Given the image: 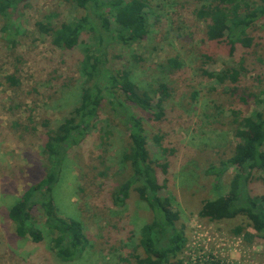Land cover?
<instances>
[{
  "label": "rangeland",
  "instance_id": "obj_1",
  "mask_svg": "<svg viewBox=\"0 0 264 264\" xmlns=\"http://www.w3.org/2000/svg\"><path fill=\"white\" fill-rule=\"evenodd\" d=\"M148 2L154 9L148 14V35L131 46L106 42L102 62L111 70H128L136 86L150 91L153 106L163 98L159 118L136 109L118 88H104L141 119L154 164H167L165 174L158 171L159 183L165 185L160 195L173 199L177 228L186 238L182 252L171 262L264 264V239L248 244L234 233L239 226L252 231L244 218L210 221L198 215L202 204L226 194L231 179L240 173L239 168H230L222 190L214 191L212 169L227 162L238 143L236 118L261 107L257 77L264 73V17L248 31L252 44L233 50L225 41L207 39L206 23L197 16L203 0ZM80 14L68 0H25L15 13L19 35L11 42L0 17V264H136L134 256L145 257L139 234L151 218L146 204L133 190L123 206L114 202L115 192L129 177L122 162L129 132L106 98L85 139L68 151L51 192L58 214L82 224L88 246L74 260L62 262L51 249L52 237L39 206L33 208L32 218L42 231L41 243L19 238L8 218V208L23 191L46 175L47 132L55 131L78 105L86 80L85 50L94 44L86 37L85 44L64 51L35 25L48 19L58 26ZM171 60L179 68H172ZM225 69L239 71L238 79L205 75ZM9 76L19 84H9ZM161 84L166 87L163 93ZM109 125L112 135L105 142L102 130ZM156 136L167 153L155 144ZM262 178L264 173L257 172L247 181L253 195L264 197Z\"/></svg>",
  "mask_w": 264,
  "mask_h": 264
},
{
  "label": "trees",
  "instance_id": "obj_2",
  "mask_svg": "<svg viewBox=\"0 0 264 264\" xmlns=\"http://www.w3.org/2000/svg\"><path fill=\"white\" fill-rule=\"evenodd\" d=\"M25 0H0V17L4 20L3 31L9 42L19 35V25L15 13ZM81 11L78 19L54 26L48 19L36 23L39 33L51 38L54 47L70 51L86 43V37L94 39V44L85 50L82 69L86 80L81 86L78 105L58 125L55 131L47 132L44 152L50 160L45 177L37 184L29 186L8 208V218L13 223L15 234L32 243H41L43 234L32 218V210L39 206L46 218V226L51 235V249L62 262L74 260L88 246L82 224L74 219L61 217L54 205L52 190L59 179L60 169L68 151L78 146L87 136L91 123L99 115L102 102L106 98L115 116L129 132V143L122 155V162L129 168V177L114 194L116 205L123 206L130 192H136L140 201L146 204L150 212V221L140 228L139 246L145 257L134 256L136 264H172V259L182 252L186 238L177 228L179 214L175 210L173 199L160 195L165 188L158 180V171L167 172V164L155 165L147 147V137L141 119L129 112L114 98V94L105 89V85L118 88L123 96L136 109L150 112L155 118L163 110V98L153 106L150 91L141 90L124 68L111 70L102 62L105 56L104 44L115 42L122 46H131L142 41L149 33L148 14L152 13L148 0H68ZM197 10V16L206 23V37L210 42L225 41L233 50L236 45L248 47L252 39L248 35L250 28L264 17V6L253 0H203ZM264 2V0H258ZM113 21V28L111 22ZM89 40V39H88ZM171 67L179 68L175 60ZM210 79L237 80L240 72L225 69L218 74L205 72ZM260 90V110L250 116L235 120L238 139L232 156L227 162L212 169L213 189L222 190V180L230 168H239L240 173L233 176L226 194L205 201L198 212L200 218L210 221L232 220L242 217L252 231L243 227L234 230L250 244L254 240L264 239V197L250 193L247 181L254 173H264V73L257 77ZM6 81L18 85L15 77ZM159 90L166 91L161 84ZM107 93V96H106ZM159 115V116H157ZM103 140L112 135L110 125L103 128ZM155 144L163 153L167 149L160 138H154ZM264 183V178H262ZM42 190L43 195L39 192Z\"/></svg>",
  "mask_w": 264,
  "mask_h": 264
}]
</instances>
